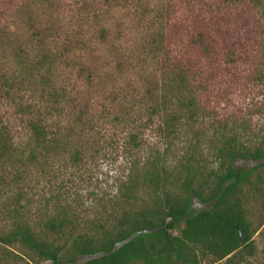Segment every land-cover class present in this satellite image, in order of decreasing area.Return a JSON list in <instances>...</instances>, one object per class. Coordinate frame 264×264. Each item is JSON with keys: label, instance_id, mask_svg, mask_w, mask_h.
Segmentation results:
<instances>
[{"label": "rangeland", "instance_id": "obj_1", "mask_svg": "<svg viewBox=\"0 0 264 264\" xmlns=\"http://www.w3.org/2000/svg\"><path fill=\"white\" fill-rule=\"evenodd\" d=\"M263 12L264 0H0V126L13 143L0 162V234L14 208L41 230L59 215L72 222L66 232L91 233L150 203L151 190L124 196L146 164L159 161L177 184L187 164L216 171L223 142L261 146ZM34 123L51 149L36 146ZM255 183L246 208L261 224L256 251L236 264H264V184ZM11 252L0 264H35Z\"/></svg>", "mask_w": 264, "mask_h": 264}, {"label": "trees", "instance_id": "obj_2", "mask_svg": "<svg viewBox=\"0 0 264 264\" xmlns=\"http://www.w3.org/2000/svg\"><path fill=\"white\" fill-rule=\"evenodd\" d=\"M257 79L264 81V73L259 72ZM179 83L187 88L184 77ZM194 98H188L189 107L195 106ZM163 125L166 134L174 133L169 119ZM31 131L37 147L51 149L43 126L34 123ZM235 143L233 139L222 143L216 154L220 165L206 177L201 172L206 168L197 165L196 170L187 164L185 179L178 185L171 179L173 172L169 174L159 161L150 168L146 164L143 176L139 173L124 185V196L133 198L139 188L151 190L150 203L112 216V222L105 220L91 233L66 232L72 222L59 215L49 218L41 230L20 209H11L13 227L0 234V254L9 259L14 255L11 249L19 248L35 264H77L81 258H87L85 264H200V255L213 257L212 264L245 261L255 254L253 236L261 226L250 223L246 205L253 175L255 185L264 184V141L253 148ZM12 149L6 128L0 126V162ZM236 160L253 165L237 168ZM196 203L205 208L195 211Z\"/></svg>", "mask_w": 264, "mask_h": 264}]
</instances>
